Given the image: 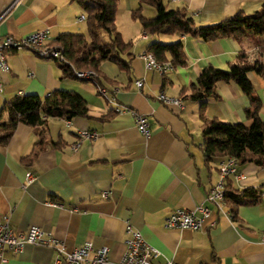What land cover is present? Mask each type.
I'll list each match as a JSON object with an SVG mask.
<instances>
[{"label": "crops", "instance_id": "obj_1", "mask_svg": "<svg viewBox=\"0 0 264 264\" xmlns=\"http://www.w3.org/2000/svg\"><path fill=\"white\" fill-rule=\"evenodd\" d=\"M162 3L168 10L186 8L197 26H205L239 12L252 15L264 0ZM138 7L139 0H120L116 17L123 40L132 44L131 68L105 62L97 84L69 77L61 61L38 57L29 50L7 53L10 71L0 70V124L8 122L3 109L16 97L44 99L56 91L82 96L89 118H49L43 127L19 124L9 144L0 145V224L8 219L19 232L37 226L51 232L68 251L87 242L95 249L108 247L111 264H118L126 253L128 224L161 254L155 264L167 260L176 264H264V165L253 161L258 157L246 152L247 162L237 160L236 174L226 180V190L231 193L256 192L244 197L245 204L236 208L224 201L223 209L231 219L207 201L220 181L222 161L206 162L203 130L212 120L250 126L245 114L249 99L236 83L219 82L218 98L208 100L202 118L201 103L182 95L206 68L226 70L242 51L251 65L259 63L264 69V35H249L241 43L231 38L204 41L166 33L148 35L133 18ZM146 7L155 11L145 5L143 13L148 11L149 16L144 15L156 17V11ZM83 15V8L73 0H0V39H22L43 30L49 31L53 42L61 34H86V21L80 20ZM156 42H182L188 64L165 76L146 69L140 55ZM248 76L262 102L260 117L264 121V73ZM137 82L143 86L139 88ZM98 86L130 110L117 113ZM161 93L182 99L184 108L161 103ZM135 114L147 119L148 137L139 131ZM84 131L97 136L81 138ZM43 136L45 142L39 150L37 144ZM80 138V148L73 151L72 145ZM28 173L34 180L25 185ZM105 192L110 193L109 198L103 197ZM199 206L211 209L202 230L166 228L176 209ZM5 256L0 264H54L57 254L47 247L27 245L19 254L7 252Z\"/></svg>", "mask_w": 264, "mask_h": 264}, {"label": "trees", "instance_id": "obj_2", "mask_svg": "<svg viewBox=\"0 0 264 264\" xmlns=\"http://www.w3.org/2000/svg\"><path fill=\"white\" fill-rule=\"evenodd\" d=\"M73 1L85 11L87 33L61 34L53 42L62 50L68 61L64 63L68 76L77 79L74 69L91 70L97 73V79L100 80L103 73L101 67L105 62H111L122 69L129 70L132 44L123 40L116 24L120 0ZM145 5L155 9L156 17L149 18L144 15ZM132 14L148 35L166 33L199 37L204 41L231 38L239 43L249 35L256 37L264 35V3L252 15L239 12L232 18L205 26H197L186 8L168 10L162 0H139V7ZM148 50L159 62H171L175 67H185L188 64L182 42L171 44L156 42L151 44ZM251 72L263 75L264 69L259 63L251 65L245 52L242 51L237 56L236 62L231 63L228 69L208 67L190 90L185 88L182 92L185 100L190 99L201 103L202 118H204L208 100L218 98L216 86L219 82L236 83L249 99L250 105L245 110V114L251 121L250 126L219 120H212L206 124L203 130V152L207 163L224 162L228 157L245 163L247 162L245 153L250 152L258 157L253 160L255 163L264 165V121L260 117L262 102L256 96L254 85L248 76ZM3 113H7L8 122L0 124L1 146L9 144L19 124L43 127L47 126L49 118L66 120L89 118L86 100L78 93L69 91H56L44 99L36 95L16 97L5 105ZM44 130H42L43 134ZM45 138L43 136L37 144L39 150L42 149ZM255 195V190H247L242 195L226 190L225 201L232 203L236 208L245 204L244 197ZM233 219H235L234 216Z\"/></svg>", "mask_w": 264, "mask_h": 264}, {"label": "built area", "instance_id": "obj_3", "mask_svg": "<svg viewBox=\"0 0 264 264\" xmlns=\"http://www.w3.org/2000/svg\"><path fill=\"white\" fill-rule=\"evenodd\" d=\"M80 20L85 21L86 16L83 15ZM20 50H29L38 57L55 59L62 63H68L62 50L53 44L49 31L43 30L22 39H15L11 36L0 39V70L3 73H8L10 71L6 58L7 53ZM140 58L144 61L146 69L155 71L161 76H165L168 72L176 68L171 62H159L150 50L142 52ZM74 75L81 81L92 82H96L98 77L97 73L91 70L74 69ZM137 86L141 88L143 83L137 82ZM98 89L99 93L114 106L117 113L130 110L120 105L113 93L99 86ZM1 91L2 87L0 86V92ZM158 99L167 106L179 109L184 108L182 99L170 97L164 93H161ZM135 122L141 134L148 137L151 132L147 119L142 115L135 114ZM80 136L81 138H93L96 137L97 134L84 131L80 133ZM81 138L72 145L73 151H77L80 148L82 142ZM237 165V160L233 157H229L222 162L220 166V181L210 190L207 198L209 203L215 205L221 213L229 219L232 218L231 214L223 209L226 194V180L230 175L236 174ZM238 178L243 179V176H238ZM33 180L34 176L28 173L25 185L30 184ZM109 196V192L103 193L104 198H109ZM210 214L211 209L207 206H199L193 210L178 208L168 218L165 226L167 229L199 231L203 229L204 223ZM126 234L128 236L126 240L127 250L118 264H155L154 261H157L161 254L148 244L142 233L136 230L131 224H128ZM262 243L264 244V235ZM27 245L47 247L54 250L57 254L54 264H111L109 257L110 250L108 247L95 249L92 243L87 242L82 247L68 251L65 245L51 232L44 231L37 226H32L26 231L19 232L11 227L8 219L5 223L0 224V259L2 261H6L5 255L7 252L19 254ZM163 264L176 263L172 260H167Z\"/></svg>", "mask_w": 264, "mask_h": 264}, {"label": "rangeland", "instance_id": "obj_4", "mask_svg": "<svg viewBox=\"0 0 264 264\" xmlns=\"http://www.w3.org/2000/svg\"><path fill=\"white\" fill-rule=\"evenodd\" d=\"M146 9H148V10H150V12H152L153 11V13L155 12L152 8H150V7H146ZM83 12L85 13V11L83 10ZM144 13H145V15H147V16H149V13H148V11H144ZM155 14V16H156V13H154ZM87 33V32H86Z\"/></svg>", "mask_w": 264, "mask_h": 264}]
</instances>
